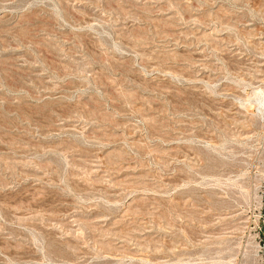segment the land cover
Returning a JSON list of instances; mask_svg holds the SVG:
<instances>
[{
    "label": "rangeland",
    "instance_id": "obj_1",
    "mask_svg": "<svg viewBox=\"0 0 264 264\" xmlns=\"http://www.w3.org/2000/svg\"><path fill=\"white\" fill-rule=\"evenodd\" d=\"M263 92L264 0H0V264H264Z\"/></svg>",
    "mask_w": 264,
    "mask_h": 264
},
{
    "label": "bare ground",
    "instance_id": "obj_2",
    "mask_svg": "<svg viewBox=\"0 0 264 264\" xmlns=\"http://www.w3.org/2000/svg\"><path fill=\"white\" fill-rule=\"evenodd\" d=\"M264 93V92H263ZM263 97H264V95H263ZM261 98V97H260ZM262 103H263V101H262Z\"/></svg>",
    "mask_w": 264,
    "mask_h": 264
}]
</instances>
